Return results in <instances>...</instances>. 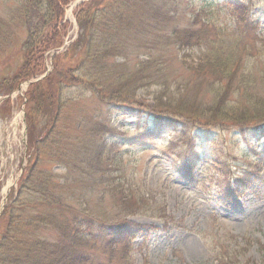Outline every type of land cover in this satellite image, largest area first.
Instances as JSON below:
<instances>
[{
  "label": "trees",
  "instance_id": "16d2710c",
  "mask_svg": "<svg viewBox=\"0 0 264 264\" xmlns=\"http://www.w3.org/2000/svg\"><path fill=\"white\" fill-rule=\"evenodd\" d=\"M70 1L18 0L15 15L27 38L23 63L6 80L9 91L39 72L44 51L61 46L67 33L62 14ZM212 4L213 0H205L200 8ZM225 4L230 6L232 22L225 27L230 33L223 37L199 12L180 21L178 0H88L76 5L77 38L54 56V69L25 92L29 115L40 112L42 98L51 104L54 116L47 135L53 139L48 149L39 148L45 138L40 134L37 142L29 143L35 163L0 217V264H134L131 243L146 236L148 227L126 217L170 218L163 212L147 214L148 197L140 188L134 191L118 169L120 147L146 149L161 130L183 138L189 136V127L201 131L235 127L243 136L264 130V37L255 17L259 9L242 0ZM192 48L203 53L189 65L186 52ZM173 62L186 76L170 73ZM152 83L158 87L152 105L136 101V90ZM83 90L97 99L91 135L111 132L110 118L126 115L135 121L138 133L121 142L110 140V145L104 139L72 145L66 120ZM41 149L47 160L58 159L60 170L81 173L77 184L66 175L57 179L51 170L54 165L43 171ZM169 160L175 173L196 182V163ZM220 170L224 176L216 183L223 193L246 188L250 180L246 174L231 177L227 168ZM59 182L63 189L51 196V187ZM31 195L43 198L44 205L25 209L23 199ZM110 199L120 208L119 215L106 211L104 202ZM240 253L235 246L223 259L233 263Z\"/></svg>",
  "mask_w": 264,
  "mask_h": 264
},
{
  "label": "rangeland",
  "instance_id": "374dc122",
  "mask_svg": "<svg viewBox=\"0 0 264 264\" xmlns=\"http://www.w3.org/2000/svg\"><path fill=\"white\" fill-rule=\"evenodd\" d=\"M83 1L88 0H71L64 8L62 18L67 23V33L61 46L44 51L39 72L9 91L6 80L23 63L27 37L25 28L18 25L20 21L15 15L18 0H0V213L6 201L16 195L17 183L24 171L35 161L36 154L31 156V140L37 142L40 134L45 138H41L39 148L48 149L49 143H52V135H47L54 116L51 104L47 105L42 98L40 112L29 115L27 109L30 104L25 101V92L30 84L43 80L54 69V56L64 52L77 38L75 8ZM204 1L178 0L180 21H186L192 18L193 13L199 12L200 17L208 19L215 27L214 31H219L222 37L229 34L225 27L232 22L230 6L225 4V0H213L210 8L202 9L200 7ZM242 1L259 9L255 17L260 21L259 34L264 37V0ZM202 53L203 49L199 48L188 50L187 63H195ZM135 54L132 53L130 57ZM169 71L174 77L186 76L176 62ZM157 90L154 83L137 89L135 100L143 105H152V96ZM81 93L68 110L66 120L71 128L69 141L72 145L76 147L79 141L89 144V141L100 142L102 139L121 142L138 133L135 121L126 115L110 118L109 131L113 133L98 135L97 132V136L91 135L96 121L91 113L97 99L91 92L83 90ZM41 94L38 91L36 97L40 98ZM97 128L101 126L97 125ZM161 131L156 132L155 140L148 141L151 144L146 149L139 150V145H126L119 150L122 161L117 163L118 169L125 172L134 191L140 188L148 197L147 202L151 205L146 207L147 214L160 215L163 212L164 216L170 218L158 219L143 214L126 217L129 221L148 227L146 236L140 235L131 243L133 263L226 264L228 262L223 256L237 246L241 253L236 256L234 262L237 263L230 264H264V130L256 133V136L248 133L243 136L235 127L202 128V131L189 127V136L187 133L185 138L169 130ZM40 151L39 165L43 171L54 165L51 170L57 179L66 175L77 184L81 173L60 170L58 159L54 162L47 160V152ZM169 159L196 163V182L192 183L175 173ZM109 163L116 168L115 163ZM221 167L227 168L231 177L246 174L250 179L246 188L231 195L219 190L216 178L224 176ZM51 188V196L58 193L59 188L63 189L60 182ZM23 201L25 209L33 204L36 207L43 204V198L39 195L35 198L34 195L31 198L27 196ZM43 207L46 214L45 206L40 209ZM104 207L111 214L120 213V208L111 199L104 202ZM47 211L56 213L51 207ZM1 221L2 218L0 226ZM229 257L232 260L233 253Z\"/></svg>",
  "mask_w": 264,
  "mask_h": 264
}]
</instances>
